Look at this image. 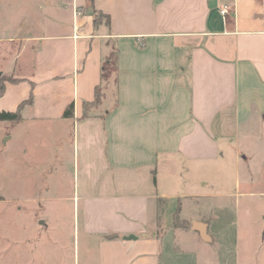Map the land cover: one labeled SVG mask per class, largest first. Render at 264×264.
Returning a JSON list of instances; mask_svg holds the SVG:
<instances>
[{"label": "crops", "instance_id": "0c3cea01", "mask_svg": "<svg viewBox=\"0 0 264 264\" xmlns=\"http://www.w3.org/2000/svg\"><path fill=\"white\" fill-rule=\"evenodd\" d=\"M25 1L0 39L21 48L0 111L33 96L10 126L50 128L52 173L66 166L70 183L57 200L74 204L99 264H199L200 244L215 254L233 215L223 204L264 195V0ZM113 47L114 88L101 81Z\"/></svg>", "mask_w": 264, "mask_h": 264}, {"label": "rangeland", "instance_id": "374dc122", "mask_svg": "<svg viewBox=\"0 0 264 264\" xmlns=\"http://www.w3.org/2000/svg\"><path fill=\"white\" fill-rule=\"evenodd\" d=\"M25 6V0H0V39L13 34ZM20 50L18 42L0 43V79H14L11 61ZM114 77L109 79L112 88ZM7 123L0 122V264H99L96 248L79 231L74 204L57 200L69 196L70 183L66 166L59 176L52 173L50 128ZM11 133L14 139L6 142ZM260 183L264 190V180ZM223 205L233 211L223 225L229 239L209 241L215 254L200 244L199 264H264V195L252 205L240 206L235 199Z\"/></svg>", "mask_w": 264, "mask_h": 264}, {"label": "trees", "instance_id": "16d2710c", "mask_svg": "<svg viewBox=\"0 0 264 264\" xmlns=\"http://www.w3.org/2000/svg\"><path fill=\"white\" fill-rule=\"evenodd\" d=\"M92 14L94 16V21L95 25H98L100 22L105 21L107 25H110V17L104 15L101 12L98 11H92ZM117 62H118V53L115 47H113V51L110 53L109 56L105 59L102 67V73H101V81L107 82L111 78L113 73H117L118 68H117ZM10 81V82H16V79H0V97L3 96L5 92V82ZM101 86L97 87L96 89V95H95V101L92 104H86L85 109L87 115V111L92 105H98L102 101V91H101ZM33 100V96L31 95L30 98L21 103L18 109L14 112H7V111H0V122H10V123H19L22 121V108L26 104H30ZM65 118H73L74 117V105L71 104L68 106L64 113ZM175 225H178V221L176 219Z\"/></svg>", "mask_w": 264, "mask_h": 264}, {"label": "water", "instance_id": "95a60500", "mask_svg": "<svg viewBox=\"0 0 264 264\" xmlns=\"http://www.w3.org/2000/svg\"><path fill=\"white\" fill-rule=\"evenodd\" d=\"M2 75H1V73H0V77H1ZM198 227H199V231H201L202 232V234L204 233V231H205V226L204 225H201V224H199V225H197ZM205 238H207V237H205Z\"/></svg>", "mask_w": 264, "mask_h": 264}, {"label": "built area", "instance_id": "2783aa9c", "mask_svg": "<svg viewBox=\"0 0 264 264\" xmlns=\"http://www.w3.org/2000/svg\"><path fill=\"white\" fill-rule=\"evenodd\" d=\"M222 13H223V14H226V13H227V10H226V9H224V10L222 11Z\"/></svg>", "mask_w": 264, "mask_h": 264}]
</instances>
